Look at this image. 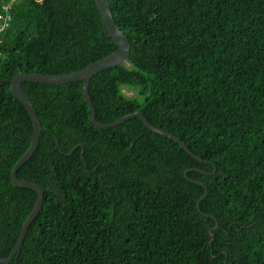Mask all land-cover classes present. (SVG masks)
Masks as SVG:
<instances>
[{
	"label": "trees",
	"instance_id": "obj_1",
	"mask_svg": "<svg viewBox=\"0 0 264 264\" xmlns=\"http://www.w3.org/2000/svg\"><path fill=\"white\" fill-rule=\"evenodd\" d=\"M108 1L131 55L91 80L97 120L142 113L203 161L138 118L96 128L83 82L23 83L44 131L17 176L45 198L9 264H264V0ZM0 14L13 17L0 37L7 258L37 201L11 181L34 130L13 79L70 74L117 47L95 0H0ZM189 169L208 189L201 211L219 222L214 238L215 220L197 208L205 189Z\"/></svg>",
	"mask_w": 264,
	"mask_h": 264
},
{
	"label": "water",
	"instance_id": "obj_2",
	"mask_svg": "<svg viewBox=\"0 0 264 264\" xmlns=\"http://www.w3.org/2000/svg\"><path fill=\"white\" fill-rule=\"evenodd\" d=\"M95 3L97 5V8L103 18L104 24L106 26V30L108 32V35L110 38L113 39L117 46V50L113 52L111 55L108 57L104 58L103 60L93 63L87 68L81 69L79 71L70 73V74H64V75H43V74H25V73H20L18 74L12 81L11 87L13 91V95L17 98V100L22 104V106L25 108L27 111L29 117L32 120L33 123V135H32V141L29 149L24 153V155L17 161L15 166L13 167L11 171V181L12 184L15 187L18 188H25V189H31L34 192L37 193V201L34 205V208L31 212V214L27 217L25 223L23 224V227L20 231L19 238L17 240L16 246L14 247L13 251L7 258H2L0 257V264H9L12 262L14 259L15 255L21 250V247L24 243V240L26 238V235L28 233L29 227L33 223V221L36 219V217L40 214L42 211L43 207V202L45 198V192L40 187L38 184L35 183H30L23 181L18 178L17 173L21 169L23 165H25L32 156L34 155L35 151L38 149L39 143H40V138H41V133L44 131L40 120L38 118L36 109L34 107V104L30 101L28 96L26 95L24 89H23V83H34V84H44V85H55V86H60V85H65L69 83H77V82H83V97L88 105L90 112H91V122L92 124L100 129H112L115 128L130 119L133 118H139L144 125L150 129L151 131L163 135L169 139L174 140L176 143H178L182 148L186 150L187 153H189L191 156H193L195 159L202 161L200 158L195 156L189 148L182 143L179 139L174 137L173 135L168 134L167 132L157 128L156 126L152 125L147 118L140 114V113H135L132 115H128L125 117H122L121 119L110 123V124H102L97 120L96 117V110L94 107V103L90 98L89 94V86L91 83V80L100 72L108 69L115 68L117 66H120L127 62L129 60V56L131 53V44L128 39V37L120 31L119 28H117L114 24V20L110 11V4L108 0H95ZM196 171H199L195 169ZM194 171V170H188L186 171V177L188 172ZM215 172V171H214ZM191 182L197 184L198 186H201L205 189V194L198 200L197 203V208L198 211L205 217L211 218L215 220L216 222V227L212 229L210 232L212 238H214V230H217L219 228V222L218 220L211 215L204 214L201 211V203L207 198L208 196V189L206 185L202 182L195 181V180H190Z\"/></svg>",
	"mask_w": 264,
	"mask_h": 264
},
{
	"label": "bare ground",
	"instance_id": "obj_3",
	"mask_svg": "<svg viewBox=\"0 0 264 264\" xmlns=\"http://www.w3.org/2000/svg\"><path fill=\"white\" fill-rule=\"evenodd\" d=\"M109 2V1H108ZM110 11H111V14H112V10H111V7H110ZM112 17H113V14H112ZM101 18H102V16H101ZM6 20H8V18H5L3 15H1L0 14V23H3V22H5ZM113 20H114V17H113ZM102 21H103V18H102ZM103 24H104V21H103ZM114 24H115V26L117 27V28H119L117 25H116V22H115V20H114ZM104 26H105V24H104ZM105 29H106V26H105ZM120 29V28H119ZM107 31V30H106ZM120 31L122 32V30L120 29ZM108 33V32H107ZM124 33V32H123ZM126 35V34H125ZM109 36V35H108ZM127 36V35H126ZM112 39V38H111ZM113 40V39H112ZM130 41V40H129ZM115 43V42H114ZM130 44H131V42H130ZM117 47V46H116ZM130 55H131V53H130ZM103 60V59H102ZM129 60H130V56H129ZM129 60L127 61V62H125L124 64H122V65H125V64H127V63H129ZM101 61V60H100ZM99 62V61H98ZM122 65H120V66H122ZM118 67V66H117ZM113 69V68H112ZM109 70V69H108ZM104 71H106V70H104ZM103 72V71H102ZM101 73V72H100ZM27 83V82H26ZM90 87V86H89ZM27 95V94H26ZM29 98V97H28ZM91 98V97H90ZM92 100V99H91ZM31 101V100H30ZM32 102V101H31ZM135 114V113H134ZM140 114H142V113H140ZM132 115V114H131ZM143 115V114H142ZM133 119H135V118H133ZM139 119V118H138ZM131 120V119H130ZM148 120V119H147ZM149 121V120H148ZM150 122V121H149ZM151 123V122H150ZM103 124V123H102ZM152 124V123H151ZM153 125V124H152ZM158 128V127H157ZM160 129V128H159ZM106 130V129H105ZM150 130V129H149ZM162 130V129H161ZM153 132V131H152ZM155 133V132H154ZM169 134V133H168ZM171 135V134H170ZM165 137V136H164ZM175 137V136H174ZM178 139V138H177ZM174 141V140H173ZM175 142V141H174ZM182 142V141H181ZM183 143V142H182ZM178 144V143H177ZM186 145V144H185ZM181 147V146H180ZM184 149V148H183ZM185 150V149H184ZM190 150V149H189ZM186 151V150H185ZM191 151V150H190ZM192 152V151H191ZM203 161V160H202ZM201 161V162H202ZM189 170H194V169H189ZM215 170H216V168H215ZM214 170V171H215ZM188 171V170H187ZM194 171H196V170H194ZM200 171V170H199ZM213 171V173L212 174H214V173H216V172H214ZM190 172H192V171H190ZM190 172H188V174L190 173ZM201 172V171H200ZM188 174H187V176H188ZM207 174H209V173H207ZM185 175H186V172H185ZM188 178V180L190 181L191 179H189V177H187ZM20 179V178H19ZM191 182V181H190Z\"/></svg>",
	"mask_w": 264,
	"mask_h": 264
},
{
	"label": "built area",
	"instance_id": "obj_4",
	"mask_svg": "<svg viewBox=\"0 0 264 264\" xmlns=\"http://www.w3.org/2000/svg\"><path fill=\"white\" fill-rule=\"evenodd\" d=\"M13 2L11 3L10 7L12 6ZM8 9H9V7H5V10H8ZM10 21H11V18L8 19L7 21L3 22V23H0V36L9 27Z\"/></svg>",
	"mask_w": 264,
	"mask_h": 264
},
{
	"label": "clouds",
	"instance_id": "obj_5",
	"mask_svg": "<svg viewBox=\"0 0 264 264\" xmlns=\"http://www.w3.org/2000/svg\"><path fill=\"white\" fill-rule=\"evenodd\" d=\"M12 2H13V1H11V2L8 3V4L3 5V6H2V10H5V7H9L8 10H11V8H12V6H13V4H14V2H13L12 6L10 7V5H11ZM12 20H13V17H11V21H10V23L12 22ZM5 31H6V30H5ZM5 31H4V32H5ZM4 32H3V33H4ZM3 33H2V35H3ZM2 35H1V36H2ZM1 36H0V37H1ZM34 107H35V106H34ZM35 109H36V108H35ZM36 112H37V110H36ZM37 115H38V114H37ZM31 121H32V120H31Z\"/></svg>",
	"mask_w": 264,
	"mask_h": 264
},
{
	"label": "rangeland",
	"instance_id": "obj_6",
	"mask_svg": "<svg viewBox=\"0 0 264 264\" xmlns=\"http://www.w3.org/2000/svg\"><path fill=\"white\" fill-rule=\"evenodd\" d=\"M123 92H124L127 96H129V97H133V96H135L134 91L128 90V89H126V88L123 89ZM90 119H91V116H90ZM96 128H97V127H96ZM99 129H100V128H99Z\"/></svg>",
	"mask_w": 264,
	"mask_h": 264
}]
</instances>
